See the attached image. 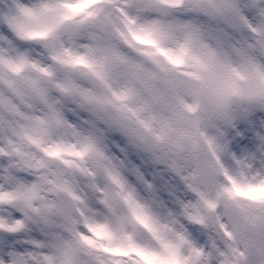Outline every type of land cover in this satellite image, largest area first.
<instances>
[{
    "label": "snow or ice",
    "instance_id": "1",
    "mask_svg": "<svg viewBox=\"0 0 264 264\" xmlns=\"http://www.w3.org/2000/svg\"><path fill=\"white\" fill-rule=\"evenodd\" d=\"M161 2L186 7L146 6ZM95 3L0 0V264H264V0L187 6L256 84L167 154L129 119L127 92L96 91L120 57L90 29L123 32Z\"/></svg>",
    "mask_w": 264,
    "mask_h": 264
},
{
    "label": "rangeland",
    "instance_id": "2",
    "mask_svg": "<svg viewBox=\"0 0 264 264\" xmlns=\"http://www.w3.org/2000/svg\"><path fill=\"white\" fill-rule=\"evenodd\" d=\"M103 3L105 23L118 26L123 36L90 29L116 48L120 57L108 69V87L96 91L127 92L122 103L128 105L129 119L163 153L174 151L176 144L190 148L204 132L215 129L226 113L238 110L244 94L255 86V73L244 58L196 27L199 21L187 7L192 0H184L186 7L181 8L162 2L148 7L146 0ZM125 17L160 28L158 41L138 34Z\"/></svg>",
    "mask_w": 264,
    "mask_h": 264
}]
</instances>
